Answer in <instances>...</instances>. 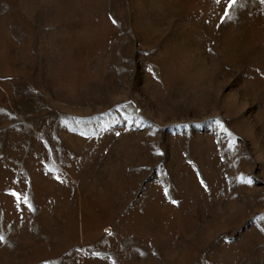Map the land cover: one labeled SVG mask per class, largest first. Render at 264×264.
<instances>
[{"label": "rangeland", "instance_id": "obj_1", "mask_svg": "<svg viewBox=\"0 0 264 264\" xmlns=\"http://www.w3.org/2000/svg\"><path fill=\"white\" fill-rule=\"evenodd\" d=\"M228 3L0 0V264H264V0Z\"/></svg>", "mask_w": 264, "mask_h": 264}, {"label": "snow or ice", "instance_id": "obj_2", "mask_svg": "<svg viewBox=\"0 0 264 264\" xmlns=\"http://www.w3.org/2000/svg\"><path fill=\"white\" fill-rule=\"evenodd\" d=\"M217 2H219V0H217ZM236 0H229V3H228V7L225 8V16L228 15V12L230 10V8L235 4ZM115 23V21H113ZM247 183H251V180H248L246 181ZM173 203H175V201H173ZM0 239H2V237H0Z\"/></svg>", "mask_w": 264, "mask_h": 264}]
</instances>
